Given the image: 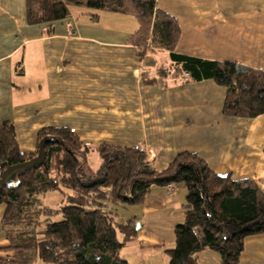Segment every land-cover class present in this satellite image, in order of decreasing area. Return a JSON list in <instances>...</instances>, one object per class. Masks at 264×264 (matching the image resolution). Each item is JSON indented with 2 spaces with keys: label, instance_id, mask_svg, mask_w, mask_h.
Returning <instances> with one entry per match:
<instances>
[{
  "label": "crops",
  "instance_id": "obj_1",
  "mask_svg": "<svg viewBox=\"0 0 264 264\" xmlns=\"http://www.w3.org/2000/svg\"><path fill=\"white\" fill-rule=\"evenodd\" d=\"M30 1L0 0V122L13 124L22 154L35 152L41 129L68 128L89 147L87 164L104 144L139 147L156 171L188 152L217 175L252 181L264 195V115L224 116L225 89L168 71L165 50L136 46L132 16L70 7L64 20L29 25ZM156 8L179 27L176 54L264 73V0H156ZM185 196L182 185L170 193L153 186L128 207L122 218L139 228L120 257L168 264ZM4 212L0 204V260L11 261ZM195 258L221 264L210 250ZM239 264H264V234L245 239Z\"/></svg>",
  "mask_w": 264,
  "mask_h": 264
},
{
  "label": "trees",
  "instance_id": "obj_2",
  "mask_svg": "<svg viewBox=\"0 0 264 264\" xmlns=\"http://www.w3.org/2000/svg\"><path fill=\"white\" fill-rule=\"evenodd\" d=\"M70 7L132 16L138 23L136 46L165 50L174 74L212 80L225 89L224 116L264 115V73L176 54L179 27L156 8V0H36L27 3L26 20L50 25L68 18ZM44 137L55 140L45 146V162L18 172L0 190L1 226L14 254L0 264H129L119 253L136 237L135 220L121 219L118 210L140 205L153 186L186 188L183 222L174 228V247L166 250L168 264H197L195 255L204 250L218 254L221 264H239L245 239L264 234V195L258 187L215 174L193 153H180L156 171L139 147L104 144L96 148L100 166L92 171L89 147L70 129H41L36 150L28 155L19 151L13 124L0 122V178L7 168L35 157ZM51 192L65 204L41 206L40 197Z\"/></svg>",
  "mask_w": 264,
  "mask_h": 264
},
{
  "label": "water",
  "instance_id": "obj_3",
  "mask_svg": "<svg viewBox=\"0 0 264 264\" xmlns=\"http://www.w3.org/2000/svg\"><path fill=\"white\" fill-rule=\"evenodd\" d=\"M55 140L44 137L38 143L37 155L27 162L12 166L7 168L1 175L0 178V190L9 187L12 179L18 172H23L26 170H32L33 168L41 166L45 162V146L48 143H53ZM139 228V225H136Z\"/></svg>",
  "mask_w": 264,
  "mask_h": 264
},
{
  "label": "rangeland",
  "instance_id": "obj_4",
  "mask_svg": "<svg viewBox=\"0 0 264 264\" xmlns=\"http://www.w3.org/2000/svg\"><path fill=\"white\" fill-rule=\"evenodd\" d=\"M168 71H172V70L168 69ZM88 166L91 170H95L98 168L99 160H98L96 153H91V155L89 156ZM64 204H65V202L63 201L62 197L57 192H51V193H48V194L40 197V205L43 207H50V208L56 209V208L61 207ZM126 210H129L128 207H127V209H122V208L119 209L118 210L119 217L125 218L127 216Z\"/></svg>",
  "mask_w": 264,
  "mask_h": 264
},
{
  "label": "built area",
  "instance_id": "obj_5",
  "mask_svg": "<svg viewBox=\"0 0 264 264\" xmlns=\"http://www.w3.org/2000/svg\"><path fill=\"white\" fill-rule=\"evenodd\" d=\"M185 77H187L186 74H185ZM171 189H172V186H168V187H167V191H168V193H170Z\"/></svg>",
  "mask_w": 264,
  "mask_h": 264
}]
</instances>
